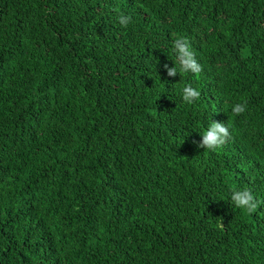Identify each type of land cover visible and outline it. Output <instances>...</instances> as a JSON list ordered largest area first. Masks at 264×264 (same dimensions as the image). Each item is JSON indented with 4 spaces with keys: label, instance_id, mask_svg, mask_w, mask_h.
<instances>
[{
    "label": "trees",
    "instance_id": "1",
    "mask_svg": "<svg viewBox=\"0 0 264 264\" xmlns=\"http://www.w3.org/2000/svg\"><path fill=\"white\" fill-rule=\"evenodd\" d=\"M0 264H264V0H0Z\"/></svg>",
    "mask_w": 264,
    "mask_h": 264
},
{
    "label": "clouds",
    "instance_id": "2",
    "mask_svg": "<svg viewBox=\"0 0 264 264\" xmlns=\"http://www.w3.org/2000/svg\"><path fill=\"white\" fill-rule=\"evenodd\" d=\"M117 19L120 25L124 27H126L131 21L130 16H125L123 14H119ZM174 49L176 51V58L181 72H191L198 75L202 71V67L195 59V54L191 50L187 39L183 37L177 39L174 42ZM164 69L167 70V75L170 77L177 75L176 67H168V65L165 64ZM199 97L200 92L190 84L183 88V100L186 103L192 104L199 99ZM246 108V102L237 103L232 107V113L239 116L246 111ZM201 137L202 141L198 147L215 151L224 146L225 143L232 138V133H230L229 127L226 126L225 123L212 122ZM231 200L237 208H240L247 213L254 212L260 204V202L255 199L250 188L234 189L232 191Z\"/></svg>",
    "mask_w": 264,
    "mask_h": 264
}]
</instances>
